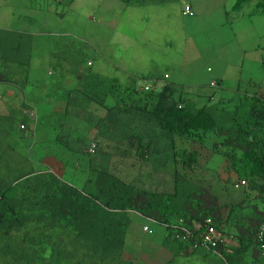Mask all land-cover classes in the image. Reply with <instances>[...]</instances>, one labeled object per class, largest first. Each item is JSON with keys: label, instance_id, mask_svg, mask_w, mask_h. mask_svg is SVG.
<instances>
[{"label": "clouds", "instance_id": "obj_1", "mask_svg": "<svg viewBox=\"0 0 264 264\" xmlns=\"http://www.w3.org/2000/svg\"><path fill=\"white\" fill-rule=\"evenodd\" d=\"M66 1L22 0V4L12 13L13 6L9 0H0V23L10 22V26L6 30L0 27V31L9 33L8 37L0 38V44L3 39L18 40L25 35L59 33L54 29H59L60 23L58 22L54 25L53 20L57 17L61 20L63 11L60 9V5L65 4ZM111 1L112 5L118 6L119 12L128 16V20L117 21V19L111 17L108 23L112 24L114 29L108 31V37L105 41L100 38L97 27L91 33L86 32L76 35L74 38L80 41L76 48L83 50L89 47L97 51L100 48L107 47L117 48L126 53L131 49L124 51V42L119 39L115 32L120 31L123 34L122 39L124 41L129 37L136 40H139V36L149 37L150 23L157 19L156 15H159V11L165 8L166 5L177 6L183 16L193 17L196 15L193 5L194 0H158L156 14L149 16L147 22L139 21L138 23L135 19V11L138 8L147 6L144 4L146 0H117L121 4H116L115 0ZM238 1L235 0L230 7L219 6L220 13L229 15L230 12L239 11L247 3L245 2L237 9L236 3ZM248 2H253L256 7L260 3L259 0H250ZM102 5V3L99 4L100 9ZM11 13L12 15L8 16ZM121 22L125 26L122 31L115 28ZM137 25H139L138 29ZM238 30L240 37L250 39L251 43L255 45L252 47L254 52L260 49L259 43L262 39L256 34L252 26L238 27ZM99 40L103 41L102 44L98 43ZM169 45L172 48L170 42ZM240 50L243 56L241 62H244L246 60V50L243 48H240ZM60 51L54 54V58L49 65L50 70L47 68L43 71L46 78L35 75L30 79L29 76L23 77L18 76V73L12 74L14 72L13 69H6L5 71L0 69V178L5 182L16 183L21 181L18 178L19 176L25 175V177L34 180L35 184H37L46 175H53L58 180L65 181L70 186L75 187L82 196H88L91 190L89 178L93 175L94 170L98 171L103 168L112 176L118 177L126 183H132L146 190L172 194L175 189L173 174L177 170L185 176L189 183L197 187L199 192L187 184L189 188L187 199H189V202L184 205L185 213L173 221L160 220L154 216H144L138 210L128 208L127 212L131 217L130 224L136 220L134 217L144 219V223L141 225L142 231L146 234H151V236L155 235V238L151 239L150 242L146 240L147 246L140 250L130 249L131 246L128 249L125 245L121 259L124 262H128V264H168L169 260L177 259L181 262L180 259L183 260L187 255H190L198 257L204 264H256L259 258H264V242L263 237L261 238L264 233V225L261 227L262 232L259 234L261 240L255 247L251 246L241 252L240 239L243 236L242 234L248 229L246 228L247 222L255 224L258 221L254 219L258 216L264 217V174L256 173L257 166L251 172H249V169L240 170L233 167L230 158L220 150V146L212 148V144L217 142V134L204 136L202 146L198 143L190 142L193 143V146L195 144L201 149H206L212 156L210 158L208 154L205 155V158L208 157L210 161L206 162L207 166L204 169L205 185L202 183L201 174L199 175V172L195 170L200 160V152H197L195 148L182 147L183 141L188 142V140L179 139H176L175 159L171 158L173 162H177L178 159V164L172 167L171 180L168 184H165L161 179L163 176L162 167L169 160H165L164 156L166 154L162 153L160 156L161 151L159 149L163 144L157 146L158 143L165 140L164 138H160L156 144L154 148L156 152L152 150L146 154L145 151V157L141 158L136 155V149L130 144L127 136L123 140L117 139L120 133L112 132L117 126L109 128L107 125V133L99 131L100 128L97 126V121L103 119L109 109L105 104L86 103L78 99L73 100L71 97H62L64 92L67 91L73 94L77 93L81 86H88L93 90L100 91L101 89L97 86L98 82L89 77L94 76L95 78L99 77V79H113L121 86H128L134 80L133 87H135V92L138 91L140 94H136L132 98V102L136 101L134 99H137L138 96H143L144 93L157 91L158 88L161 89L167 84H175L182 91L185 86L187 88L196 86V89L210 87L214 92L207 94V97L212 101L220 100L232 106L243 95L256 96L264 102V78L260 84H242L239 82L231 85L228 80H222L217 77L210 78L207 84L199 81L197 83H188V81L192 80L189 78L186 83L180 84L177 76L189 75L185 73L180 75L177 71H180V68H176L175 73L174 71L169 73L170 64L158 67L156 62L151 59L155 63L153 64L151 61L154 72H135L118 61L106 60L104 55H99V59L96 62L88 58L85 59L84 53L79 51L77 53L72 52V75L67 81L64 77L59 79V64L54 62ZM67 51H69V46L64 47L63 53ZM158 51L162 54L165 53V51H160V49ZM9 55L8 50L4 48V53H0V67L5 66L7 68L9 66L7 61L9 60ZM16 55H20L19 50L16 51ZM254 56H256V53ZM252 58L248 64L255 61ZM261 62L264 66V59ZM96 63L99 64L98 67H95ZM41 65L39 64L38 68ZM90 67H93V69ZM107 67H112L123 76L108 75ZM241 67L242 64L240 63L238 74L241 73ZM104 68L107 75L104 73ZM226 69L228 70V68ZM206 70L210 72L211 69L207 67ZM236 72L237 69L235 68ZM19 79L27 82L31 88L41 85L42 89L40 92L32 89L27 90L18 82ZM170 79L171 81L169 82ZM245 85H249L251 88L243 89ZM216 91H225V94H220L216 97ZM201 94L199 92L197 95ZM189 98L192 99L191 97ZM192 100L195 101L194 99ZM109 104L111 105L113 102H108ZM203 104L205 102L198 105L202 106ZM135 105L144 107L143 103ZM137 122L144 124V129L141 133H144L145 139H148L149 135H157L159 127L154 121L141 117L140 120L134 121L136 130ZM98 125L100 126V122ZM90 131H94L96 137H89ZM126 132L128 134V126ZM76 135L84 136L87 141H78ZM18 136L21 137L22 144H25L28 149L34 148V156L41 158L37 162L32 159L35 165L39 163L38 169L30 168V171L24 170L25 158L11 161L14 152L12 148L7 146L6 141ZM29 137H31L30 142L28 141ZM250 137L251 135L241 136L243 140H247ZM101 138L106 139L103 148H99ZM123 143L128 144V147L123 149L125 153L124 162L127 166L125 177L113 173L109 165L110 159L116 156L113 155L111 149L119 148ZM51 147L54 148L53 151H51ZM180 149H188L195 152V158L191 160L190 164L181 160L178 153ZM250 152L254 159L259 154L257 149H254V151L250 149ZM255 152L256 155H254ZM216 155L223 157L227 162L221 170L217 169L219 165L217 161L215 165L212 163ZM51 160H54V162ZM223 172L224 174L227 172L225 178H223ZM166 189H169V191H166ZM200 201L201 204H199ZM114 211L121 212L123 210L117 208ZM130 224L125 232L126 242L128 241L127 235L130 231ZM22 234L24 235L23 232ZM64 239H66V251L64 253L59 255L58 252L47 253L45 251H36L35 248H32L27 250L28 258L25 263L76 264L77 262L73 257L80 251L77 252L76 248L68 246V236H65ZM163 239L165 240L164 242ZM155 253L156 258L154 256ZM172 255L174 257L170 259ZM156 259L158 260L157 262Z\"/></svg>", "mask_w": 264, "mask_h": 264}, {"label": "trees", "instance_id": "obj_2", "mask_svg": "<svg viewBox=\"0 0 264 264\" xmlns=\"http://www.w3.org/2000/svg\"><path fill=\"white\" fill-rule=\"evenodd\" d=\"M248 1L239 0L236 8ZM259 1L257 10L264 13V0ZM89 77L98 82L101 90L81 86L73 95L77 94V99L86 103L105 104L109 109L105 117L97 121L99 131L107 133V125L109 128L117 126L112 132L120 133L117 138L120 140L127 136L139 157H145V151L147 154L154 150L160 138L165 139L162 142L168 154L164 158L168 161L175 159L176 139L202 146L204 136L217 134L212 148L220 146L233 167L251 172L257 166L256 173L264 174V102L256 96L243 95L232 106L207 97L205 104L200 106L180 87L167 84L132 102V98L140 94L135 92L134 80L128 86H121L113 79ZM108 102L113 104L108 105ZM137 103H143L144 107L135 105ZM141 117L157 124V135L145 139L144 133L136 130L134 121ZM247 135L251 137L241 138ZM76 138L80 142L87 141L84 136L76 135ZM250 149L258 150L255 159ZM179 151L185 163L194 160V151ZM18 178L21 181L16 183L0 178V264H26L27 250L32 248L60 255L66 251L65 236L69 238L68 246L80 251L73 257L76 264H128L121 259L126 245L125 232L131 222L128 208L144 216L173 221L185 213L184 205L189 202L187 184L199 192L177 170L173 174L175 189L172 194L126 183L103 168L94 170L89 178L90 196H82L75 187L53 175H46L37 184L25 175ZM117 208L123 211L115 212ZM254 220L258 223L247 222L248 229L240 237L241 252L255 247L262 237L264 242V233L261 238L259 235L264 217ZM154 238L152 235L146 240L150 242ZM256 264H264V258H259Z\"/></svg>", "mask_w": 264, "mask_h": 264}, {"label": "rangeland", "instance_id": "obj_3", "mask_svg": "<svg viewBox=\"0 0 264 264\" xmlns=\"http://www.w3.org/2000/svg\"><path fill=\"white\" fill-rule=\"evenodd\" d=\"M115 1L116 4H121L117 0ZM234 1L194 0L193 5L196 15L193 17L183 16L177 6L165 4V8L159 11V15H156L157 19L150 23L149 37L139 36V40L129 37L124 41L122 39L123 34L120 31L115 32L119 39L124 42V51L131 49L124 53L117 48L107 47L100 48L97 51L89 47L83 50L78 49L76 47L80 41L74 38L81 33H91L97 27L100 38L105 41L108 37V31L114 29V26L108 23L111 17H114L117 21L128 20L127 15L119 12L117 5H112L111 0H67L65 4L60 5V9L63 11L61 20L58 17L53 20L54 25L58 22L60 23L59 29H54L59 33L25 35L18 40L3 39L0 44V53H4V48L8 50L10 53L9 60H7L9 66L7 68L1 66L0 69L1 71L13 69L14 72L12 74L18 73V76H29L30 79L35 75L46 78L43 71L47 68L50 70L49 65L54 58V54L63 49L58 53L54 62L59 64V79L64 77L67 81L72 75V52L77 53L81 51L84 53L85 59L88 58L96 62L99 59V55H104L106 60L118 61L135 72H154L155 70L151 64L152 60L156 62L158 67L170 64L169 73H173V71L175 73L176 68H180V71L177 70L180 75L183 73L189 75L177 76L180 84L186 83L188 78L192 79L188 83H197L199 81L200 83L207 84L209 79L214 77L221 78L222 80L226 79L231 85L239 82L242 84H260L264 78V66L261 62L264 59V15L257 10L253 2L245 3L239 11L230 12L229 15L220 13L219 6L230 7ZM9 2L13 6L12 13L22 4V0H9ZM100 3L103 4L101 9L99 8ZM144 4L147 6L138 8L135 11V19L138 23L139 21L143 23L147 22L149 16L156 14L158 0H146ZM12 13L8 16H11ZM248 25L252 26L256 34L262 39L259 43L260 49L256 52L252 50V47L255 45L251 43L250 39L240 37L238 27H247ZM9 26L10 22L0 23V27L4 30L9 28ZM115 28L122 31L125 26L121 22ZM138 28L139 25H137ZM5 32L0 31V38L9 36V33ZM102 42V40L98 41L99 44H102ZM169 42L172 44V48ZM68 46L69 51L63 53L64 47ZM240 48L246 50V60L244 62H241L243 56ZM159 49L160 51H165V53H159ZM18 50L20 55H16V51ZM255 53L256 56H254ZM252 56L254 57L252 58ZM251 58L255 61L248 64ZM153 61L152 63L155 64ZM240 63L242 64L241 73L238 74ZM39 64H42L40 68H38ZM98 66L99 64L96 63L95 67ZM207 67H210V72L206 70ZM90 68L93 69V67ZM235 68L237 69L236 73ZM106 69L108 70V75L123 76L112 67H107ZM106 69L104 68V73L107 75ZM18 82L27 90L32 89L33 91L40 92L42 89L41 85L31 88L27 82L21 79ZM250 88L249 85H245L243 89ZM202 89L204 88L196 89V86H191L190 88L185 86L183 91L187 93L188 97L194 99L196 103L202 104L206 101L207 94L214 92L210 87L201 91ZM199 92L202 94L197 95ZM215 93L216 97H218L220 94H225V91H216ZM62 97L77 99V95L74 96L69 91L64 92ZM136 127L141 132L144 129V124L137 122ZM88 136H91V138L96 137L94 131H90ZM28 141H31V137L28 138ZM105 143L106 139L101 138L99 148H103ZM6 144L14 152L11 161L25 158L24 170L30 171V168H39V163L35 165L32 159H34V162H37L41 158L34 156L33 147H31L32 149H28L25 144H22L20 136L7 140ZM161 144L163 142L158 143L157 146ZM125 147H128L127 143H123L119 148L111 149L113 155L116 156L109 161L111 171L123 177L126 176L125 170L127 168L124 162L125 153L123 149ZM182 147L195 148L197 152H200V160L195 170L199 172V175L201 174L202 183L205 185L204 169L207 166L206 162L209 161L208 157H212L211 154L206 149H201L195 144L193 146V143L190 142L183 141ZM53 150L54 148L51 147V151ZM159 150L161 151L160 156L162 153L168 154V148L164 146H160ZM206 154H208L207 158H205ZM51 161L54 162V160ZM216 161L219 164L218 170H221L227 164L225 159L219 155L214 157L212 161L213 165H215ZM177 164L178 159L177 162L169 160L163 165V176L161 179L165 184H168L171 180V169L174 165L177 166ZM222 174L223 178L227 176V172L225 174L223 172ZM78 177L80 176L78 175ZM166 191H169V189H166ZM134 219L136 220L130 224V231L127 235L128 241L125 243L128 249L131 246L130 249L140 250L147 246L145 241L152 236L147 235L141 229L144 219L139 217H134ZM154 256L156 258V253ZM173 257L174 255L170 259H173ZM180 260L181 262L177 259L169 260L168 264H204L196 256L187 255L183 260Z\"/></svg>", "mask_w": 264, "mask_h": 264}]
</instances>
